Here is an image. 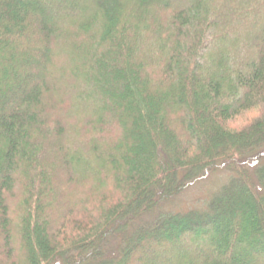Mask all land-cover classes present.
<instances>
[{
    "label": "trees",
    "instance_id": "1",
    "mask_svg": "<svg viewBox=\"0 0 264 264\" xmlns=\"http://www.w3.org/2000/svg\"><path fill=\"white\" fill-rule=\"evenodd\" d=\"M259 155L264 0H0V264H264Z\"/></svg>",
    "mask_w": 264,
    "mask_h": 264
},
{
    "label": "rangeland",
    "instance_id": "2",
    "mask_svg": "<svg viewBox=\"0 0 264 264\" xmlns=\"http://www.w3.org/2000/svg\"><path fill=\"white\" fill-rule=\"evenodd\" d=\"M256 115L257 112L254 110L252 112L240 114L238 117L229 122V125L232 129L238 130ZM239 163H241L243 166H246L250 170H254L256 166L264 163V157L261 155H259L258 158L253 157L250 159L241 157L239 159ZM234 176V172L228 171L227 169L215 170L210 173L205 172L200 174V177L188 184V186L181 193L171 198L169 201L160 204V208H157L142 216L140 221L150 222L168 213L186 212L192 209L204 212V210L207 209V203L210 197ZM138 224L142 225L141 223ZM112 248L113 251L116 252V244H113ZM159 250L166 256L172 253L166 247L159 248ZM162 256L163 255H160L158 258H161ZM141 259L142 256L134 259L133 264H138ZM161 263L166 264L165 261H161Z\"/></svg>",
    "mask_w": 264,
    "mask_h": 264
}]
</instances>
